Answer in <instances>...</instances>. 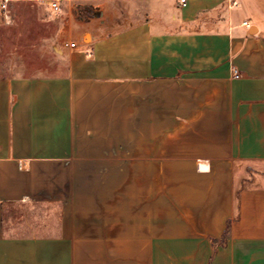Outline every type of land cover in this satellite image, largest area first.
<instances>
[{
	"label": "crops",
	"instance_id": "1",
	"mask_svg": "<svg viewBox=\"0 0 264 264\" xmlns=\"http://www.w3.org/2000/svg\"><path fill=\"white\" fill-rule=\"evenodd\" d=\"M233 1H63L60 70L0 75V264H264V17Z\"/></svg>",
	"mask_w": 264,
	"mask_h": 264
},
{
	"label": "rangeland",
	"instance_id": "2",
	"mask_svg": "<svg viewBox=\"0 0 264 264\" xmlns=\"http://www.w3.org/2000/svg\"><path fill=\"white\" fill-rule=\"evenodd\" d=\"M7 4L0 17V75L57 73L66 14L55 15L34 0ZM246 4L254 17H264V0H246ZM28 210L34 212L36 208L17 207L10 215L20 217Z\"/></svg>",
	"mask_w": 264,
	"mask_h": 264
},
{
	"label": "built area",
	"instance_id": "3",
	"mask_svg": "<svg viewBox=\"0 0 264 264\" xmlns=\"http://www.w3.org/2000/svg\"><path fill=\"white\" fill-rule=\"evenodd\" d=\"M39 2L40 4H43L46 9H48L50 12H52L55 15H60L63 13L64 8H63V1L66 0H34ZM7 0H4V2L2 3V8L6 9L7 8ZM237 1L234 0L232 2V4H236ZM182 4L186 5V0H182ZM248 23V22H245ZM64 46H69V47H75L76 46V42L74 41H64L63 43ZM235 75L239 76V72L237 70H235Z\"/></svg>",
	"mask_w": 264,
	"mask_h": 264
},
{
	"label": "trees",
	"instance_id": "4",
	"mask_svg": "<svg viewBox=\"0 0 264 264\" xmlns=\"http://www.w3.org/2000/svg\"><path fill=\"white\" fill-rule=\"evenodd\" d=\"M227 237H228V229H226V231L224 232V235L222 236V238L213 240L214 246H216L218 244L225 243Z\"/></svg>",
	"mask_w": 264,
	"mask_h": 264
}]
</instances>
